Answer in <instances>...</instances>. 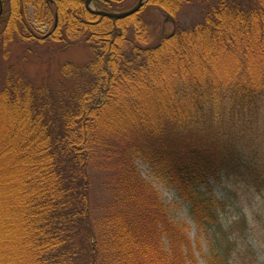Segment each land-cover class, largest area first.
Wrapping results in <instances>:
<instances>
[{
    "label": "trees",
    "instance_id": "obj_1",
    "mask_svg": "<svg viewBox=\"0 0 264 264\" xmlns=\"http://www.w3.org/2000/svg\"><path fill=\"white\" fill-rule=\"evenodd\" d=\"M0 1V47L17 38L83 42L93 53L87 64H62L52 81L7 78L0 88V168L14 166L9 180L0 172L5 202L13 206L0 238L10 241L1 246L22 255L16 264H197L184 224L169 217L135 159L200 222L217 208L211 186L222 173L252 182L242 154H224L217 144L230 145L223 141L233 138L232 125L236 135L248 133L259 109L264 0H218L200 22L176 26L153 46L137 14L155 6L175 16L185 0H147L123 18L95 14L85 0ZM129 1L92 5L123 13L138 0ZM28 7L36 24L50 29L57 13L52 35L36 37ZM97 170L108 171L113 198L90 221Z\"/></svg>",
    "mask_w": 264,
    "mask_h": 264
},
{
    "label": "rangeland",
    "instance_id": "obj_2",
    "mask_svg": "<svg viewBox=\"0 0 264 264\" xmlns=\"http://www.w3.org/2000/svg\"><path fill=\"white\" fill-rule=\"evenodd\" d=\"M217 2L218 0H185L175 16L162 8L146 6L137 17L140 18L147 43L153 46L163 35L170 34L176 26L186 28L200 22L205 12ZM27 16L37 35L44 34L50 29V24H36L31 7L27 8ZM92 57V51L83 42L65 45L63 42L21 41L17 38L13 43L0 47V88L4 86L7 78L17 77L41 85L57 79L61 75L62 64L81 66L87 64ZM216 65L220 67V62L218 61ZM228 68H232V65ZM144 99L148 100L147 97ZM227 129H230L229 122ZM231 131L232 139L225 138L226 141L222 139L230 145L218 143L217 147L226 150L224 154L239 151L244 160L243 165H246V172L251 174L252 182L246 183V180H243L246 179L245 175L235 180L232 176L228 177L226 173H222L211 186L217 208L208 212L205 221H198V216L190 212L189 206L176 196L173 188L152 173L141 159H135L137 171L157 191L167 207L169 217L184 224L191 243L190 253L197 264H219L226 261L227 264H264V90L250 131L236 135L233 125ZM11 166L0 168L5 180H9L7 176L10 173L6 171L14 167ZM249 168L253 169V172L248 171ZM91 175L90 221L102 217L107 202L113 198L112 181L108 178V171H91ZM5 183L7 185L11 182ZM2 191L0 186V198L3 201H0L1 216L3 215L0 218V238L5 236L6 230L12 224L11 217L7 218L5 214L9 215L8 212L13 210V206L5 202L10 200V197L5 196V199ZM205 206L210 209L208 204ZM9 241L4 240L0 243V264H16L22 260L19 252L17 257L16 250L1 246L2 243L8 244ZM216 254L219 258L214 260Z\"/></svg>",
    "mask_w": 264,
    "mask_h": 264
},
{
    "label": "water",
    "instance_id": "obj_3",
    "mask_svg": "<svg viewBox=\"0 0 264 264\" xmlns=\"http://www.w3.org/2000/svg\"><path fill=\"white\" fill-rule=\"evenodd\" d=\"M48 1H51V0H48ZM144 2H145V0H139L138 3L136 4V6L133 7L131 10L124 12V13H120V14L106 13V12H99V11H94V12L91 11V12L98 14L100 16H106V17H111V18H123V17H127V16H130V15L136 13L141 8V6L144 4ZM85 4H86V7L88 9H90L92 7V0H85ZM56 24H57V15L55 14V24H54L52 30L49 33H47L46 35L40 36L39 38L45 39L49 35H51L53 30L56 27Z\"/></svg>",
    "mask_w": 264,
    "mask_h": 264
},
{
    "label": "flooded vegetation",
    "instance_id": "obj_4",
    "mask_svg": "<svg viewBox=\"0 0 264 264\" xmlns=\"http://www.w3.org/2000/svg\"><path fill=\"white\" fill-rule=\"evenodd\" d=\"M2 10H3V4L0 1V14L2 13Z\"/></svg>",
    "mask_w": 264,
    "mask_h": 264
}]
</instances>
